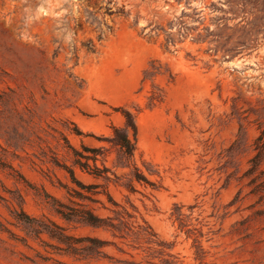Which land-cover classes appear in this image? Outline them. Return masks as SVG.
Returning <instances> with one entry per match:
<instances>
[{
	"label": "rangeland",
	"instance_id": "rangeland-1",
	"mask_svg": "<svg viewBox=\"0 0 264 264\" xmlns=\"http://www.w3.org/2000/svg\"><path fill=\"white\" fill-rule=\"evenodd\" d=\"M154 88L164 98L150 105ZM120 108L137 114V162L160 189L124 185L131 169L108 141ZM262 131L264 0H0V264H264ZM83 143L108 148L123 178L77 177L132 201L163 245L58 214L76 187L69 144ZM22 209L57 235L31 230ZM86 237L111 243L91 254Z\"/></svg>",
	"mask_w": 264,
	"mask_h": 264
},
{
	"label": "trees",
	"instance_id": "trees-1",
	"mask_svg": "<svg viewBox=\"0 0 264 264\" xmlns=\"http://www.w3.org/2000/svg\"><path fill=\"white\" fill-rule=\"evenodd\" d=\"M159 72V68L152 65L151 69L146 72L145 78H153ZM171 79L174 81L173 75ZM163 98L164 91L159 88H154L149 96V104L155 105L161 102ZM119 111L124 117V125L118 126L113 124L112 135L108 138V141L111 143V148L116 149L118 152L115 166L131 169L129 182L124 185H126L131 192L137 191L134 182L144 184L146 187L150 186L152 189H160L162 186L158 181L150 179L137 162L139 137L137 114L128 108H120ZM78 134L83 135V132H78ZM263 136L264 131H262L255 141L257 153L252 159L254 167H257L264 158ZM69 147L73 151V165H65L64 168L69 173L76 187L70 189L73 198L71 204L54 202L58 214L68 222H74L97 229H105L110 231L114 237L120 239L122 242L138 245L135 246L132 244L133 247L139 248L141 246L139 243L142 241L148 244L163 245V242L158 240V235L149 222L143 217L142 221L139 220L137 206L130 200H128V205L118 202L108 190L106 183H119L123 178L118 175L113 168L107 165L109 149L105 147H93L84 143L80 149L74 148L70 144ZM142 161L148 167V171L151 175L158 174L157 171L150 168L149 162L145 160ZM75 167H78L81 171L91 175L95 179L103 180L106 183H84L77 177ZM102 197H106V201ZM76 199H81L82 202H78ZM107 202L110 203L111 206L108 205ZM90 203L100 204L102 208L113 211L115 215H107L104 217L97 212L96 208L91 207ZM17 216H19L20 220L25 221L26 225L36 233L48 231L54 236L57 235V233L54 230H50L45 223L34 218H29L23 209ZM58 235L59 238L66 241L72 240L70 236L63 234V232ZM81 241L89 242L87 250L90 251L89 253L91 254L102 253L101 249L111 243L97 237H86ZM195 243L197 246V258L203 261L205 255L198 237L195 238Z\"/></svg>",
	"mask_w": 264,
	"mask_h": 264
}]
</instances>
